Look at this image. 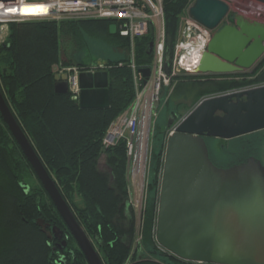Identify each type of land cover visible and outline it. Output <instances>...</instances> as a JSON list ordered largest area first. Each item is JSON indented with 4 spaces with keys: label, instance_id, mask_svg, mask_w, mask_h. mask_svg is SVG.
<instances>
[{
    "label": "trees",
    "instance_id": "trees-1",
    "mask_svg": "<svg viewBox=\"0 0 264 264\" xmlns=\"http://www.w3.org/2000/svg\"><path fill=\"white\" fill-rule=\"evenodd\" d=\"M187 4L188 0H163L165 62L172 59L179 16ZM110 24L107 19L10 22L0 44V91L104 264H124L128 257L129 264H209L184 261L156 245L162 139L152 143L141 238L134 246L136 214L128 198L125 142L119 140L109 147L102 144L111 121L134 97L130 41L118 33L110 34ZM153 39L151 31L135 39L137 67L149 66ZM100 41L105 45L102 50L97 48ZM103 61H107L109 106L82 108L68 91L54 90V65L88 66ZM196 76L201 77L188 75L176 85L183 90L193 87L194 103L206 94L263 84L264 54L250 72L213 74L205 80ZM258 132L205 139L207 144L209 139L218 140L222 151L230 150V159L222 164L226 166L248 156L260 159ZM209 152L216 163L210 147ZM101 158L105 170L99 168ZM38 219L62 230L66 245L61 250L53 249L54 239L41 230ZM61 256L67 264H88L0 115V264H55Z\"/></svg>",
    "mask_w": 264,
    "mask_h": 264
},
{
    "label": "water",
    "instance_id": "water-1",
    "mask_svg": "<svg viewBox=\"0 0 264 264\" xmlns=\"http://www.w3.org/2000/svg\"><path fill=\"white\" fill-rule=\"evenodd\" d=\"M187 13L213 30L195 74L246 72L263 56V21L232 12L225 0H194ZM108 31L115 34V25L110 24ZM152 45L153 41L149 43L150 51ZM164 69L168 71L167 64ZM149 70L139 67L144 76ZM78 83L80 107L109 106L106 70L81 71ZM54 90L68 91L66 73H54ZM0 115L87 263L104 264L1 91ZM261 129L264 83L204 96L177 121L165 140L154 229L159 246L189 262L264 264V165L255 156L217 165L205 139H231ZM36 223L48 238L62 237L58 226L43 223L42 219Z\"/></svg>",
    "mask_w": 264,
    "mask_h": 264
},
{
    "label": "built area",
    "instance_id": "built-area-1",
    "mask_svg": "<svg viewBox=\"0 0 264 264\" xmlns=\"http://www.w3.org/2000/svg\"><path fill=\"white\" fill-rule=\"evenodd\" d=\"M188 4L179 16L177 37L173 46L170 63L165 62V28L163 0H11L0 1V10L7 4L40 3L44 11L40 14H22L9 11L0 15V44L8 34V24L29 19H107L115 25L116 33L130 41V62L134 87L131 103L111 121L102 137L103 147L125 142L129 170L128 198L135 209H141L145 200L148 178L150 147L148 131L152 116L156 115V105L161 90L169 79L179 74H193L206 49L212 29L188 15ZM151 31L154 35L151 49L149 75L144 76L135 63L134 42ZM168 65V71L164 65ZM104 64H91L86 67L66 64L54 69L67 74L68 92L72 98L79 94L78 75L81 71H96ZM174 131V126L169 133ZM135 198L134 201L132 198Z\"/></svg>",
    "mask_w": 264,
    "mask_h": 264
},
{
    "label": "rangeland",
    "instance_id": "rangeland-1",
    "mask_svg": "<svg viewBox=\"0 0 264 264\" xmlns=\"http://www.w3.org/2000/svg\"><path fill=\"white\" fill-rule=\"evenodd\" d=\"M228 1L232 3L231 9L233 12H238V13L244 14L245 16H248L251 19H257V20L264 22V3L263 2H260L258 0H233V1L228 0ZM98 45H99L97 47L98 50H102L100 48H103L105 46L104 43H101V41L98 42ZM85 66L86 65L84 66L79 65L78 67H85ZM251 69H249L247 72H250ZM235 73H241V72H235ZM188 75H195V74H179L177 76H173L169 79V82L162 87L161 96H160L158 104L156 105V115L152 116L150 130L148 131V137H149L148 145L150 147V153H151L152 143H158L162 139L165 144L166 136L171 130V128L173 127V124L175 125V123H177V121L180 120V118H182L202 98L201 97L196 103H194L197 97H196L195 89L193 87H189V88L185 87L187 89H184V90L181 87H180L181 89L176 88V85H178L180 80H183ZM198 75H201V77L196 76L197 79L199 80H205V79L212 78L210 74L208 75L198 74ZM236 77L238 78L239 76H236ZM220 93H223V92H220ZM212 94H218V93L206 94L204 96L212 95ZM174 116L176 117V119ZM170 118H173L174 122L172 121L173 123L168 124V120ZM258 133H259V136H261V140H260V143L258 144L257 154L260 157L264 165V129L263 130L261 129L260 132ZM208 142H209L208 144L211 150L212 158L215 160L217 164L224 165L230 159L231 155L228 154L230 150L222 151L220 147L221 143L218 140L209 139ZM226 145H227V148H229L230 142H227ZM149 161H150V155H149V160H148V170H149ZM99 168L101 170L106 169V165L103 162V158H101L99 161ZM32 181L33 183H35L34 180ZM127 181H128L127 184L130 185L128 165H127ZM144 198L145 200L142 204L141 209H135V206H133L134 208L133 210L135 211V214H136V224H135L136 232H135V238H134V246L140 241V238H141V233H140L141 214L145 206L146 195ZM132 199L134 201L135 198L133 197ZM156 245L161 250L168 252L167 250L159 246L157 242H156ZM134 246H132V248H134ZM129 262H130V257L127 258L124 264H129Z\"/></svg>",
    "mask_w": 264,
    "mask_h": 264
},
{
    "label": "bare ground",
    "instance_id": "bare-ground-1",
    "mask_svg": "<svg viewBox=\"0 0 264 264\" xmlns=\"http://www.w3.org/2000/svg\"><path fill=\"white\" fill-rule=\"evenodd\" d=\"M25 9H28V11H25ZM9 11L13 13H22V14H40L44 11V7L41 6L40 3H26L23 2L20 5L19 4H7L2 7L0 10V15L6 16L5 14ZM78 98V97H77Z\"/></svg>",
    "mask_w": 264,
    "mask_h": 264
},
{
    "label": "flooded vegetation",
    "instance_id": "flooded-vegetation-1",
    "mask_svg": "<svg viewBox=\"0 0 264 264\" xmlns=\"http://www.w3.org/2000/svg\"><path fill=\"white\" fill-rule=\"evenodd\" d=\"M231 4L232 3H230V7H231ZM232 10V9H231ZM74 99H76V100H78V98H74ZM170 121H173L174 122V119L173 118H170L169 119ZM172 122V123H173ZM48 228V227H47ZM50 239H54V243H55V245L53 246V249L54 248H58V249H62L65 245H66V243L65 244H63V240H65V238L63 237V233H62V237L60 238V239H58V238H56V237H52V238H50ZM65 242H66V240H65ZM60 243H61V245H60ZM57 245V246H56ZM58 259H60V262H55V264H67L66 262H65V260L63 259V257L61 256V257H59ZM57 259V260H58Z\"/></svg>",
    "mask_w": 264,
    "mask_h": 264
},
{
    "label": "crops",
    "instance_id": "crops-1",
    "mask_svg": "<svg viewBox=\"0 0 264 264\" xmlns=\"http://www.w3.org/2000/svg\"><path fill=\"white\" fill-rule=\"evenodd\" d=\"M228 1V0H227ZM233 1V0H232ZM244 15V14H243ZM60 64H56V65H54L53 66V70L56 68V67H58Z\"/></svg>",
    "mask_w": 264,
    "mask_h": 264
},
{
    "label": "snow or ice",
    "instance_id": "snow-or-ice-1",
    "mask_svg": "<svg viewBox=\"0 0 264 264\" xmlns=\"http://www.w3.org/2000/svg\"><path fill=\"white\" fill-rule=\"evenodd\" d=\"M25 11H28V9H25Z\"/></svg>",
    "mask_w": 264,
    "mask_h": 264
}]
</instances>
